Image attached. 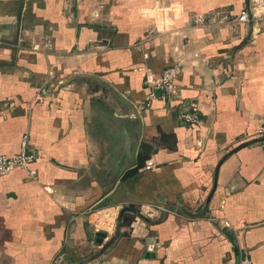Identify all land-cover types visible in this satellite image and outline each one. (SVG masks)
Instances as JSON below:
<instances>
[{
    "label": "crops",
    "instance_id": "0c3cea01",
    "mask_svg": "<svg viewBox=\"0 0 264 264\" xmlns=\"http://www.w3.org/2000/svg\"><path fill=\"white\" fill-rule=\"evenodd\" d=\"M263 119L264 0H0V264H264Z\"/></svg>",
    "mask_w": 264,
    "mask_h": 264
},
{
    "label": "built area",
    "instance_id": "2783aa9c",
    "mask_svg": "<svg viewBox=\"0 0 264 264\" xmlns=\"http://www.w3.org/2000/svg\"><path fill=\"white\" fill-rule=\"evenodd\" d=\"M247 18V12L243 11L238 20L240 22H245L247 21ZM177 74L178 67L169 66L158 75L148 76L145 80L146 87L152 94H157L162 99H165L172 91ZM191 107L193 106H190L189 109L181 115V118L186 123L196 124L198 122V116L195 109L192 110ZM260 136L264 137V119L260 129ZM33 159L34 155L28 152L26 143L23 141L17 156H0V177L6 176L11 171L16 169H28V166L32 163ZM151 166L152 162H147L146 168L149 169ZM238 253L239 255L236 264H252L250 258L244 251H239Z\"/></svg>",
    "mask_w": 264,
    "mask_h": 264
},
{
    "label": "water",
    "instance_id": "95a60500",
    "mask_svg": "<svg viewBox=\"0 0 264 264\" xmlns=\"http://www.w3.org/2000/svg\"><path fill=\"white\" fill-rule=\"evenodd\" d=\"M253 143H260V144H262V151H263V153H264V137L257 138V139H254V140H252V141L242 143V144H240L238 147H236L233 151H231L230 153H233V152H235V151H237V150H239V149H241V148H243V147H245V146H247V145H249V144H253ZM221 161H222V160H221ZM217 170H218V168L215 169V172H214V182H213V185H212L211 191L209 192V194H208V196H207V198H206V200H205L204 208H203V211H202L201 215H204V214H205V212H206V210H207V207H208V204H209V201H210V199H211V197H212V195H213V193H214V191H215V189H216V175H217ZM126 210H127V209L124 208V209H122V210L120 211V213H119V218H118L119 221H118V223H117V227L120 226V217L122 216V214H123ZM98 234L101 235V237H104V236H105V234H104V233H101V232L98 233ZM98 242H100V240H99ZM100 254H101V253H100ZM100 254H97V256L100 255ZM145 257H148V255L146 254Z\"/></svg>",
    "mask_w": 264,
    "mask_h": 264
},
{
    "label": "trees",
    "instance_id": "16d2710c",
    "mask_svg": "<svg viewBox=\"0 0 264 264\" xmlns=\"http://www.w3.org/2000/svg\"><path fill=\"white\" fill-rule=\"evenodd\" d=\"M143 152H146V153H145L146 156H142ZM149 154H150V149H149V147H147V146H142V147L140 148V151H139V154H138V163H137V165H136L134 168L128 170V171L124 174V176H123L122 179L125 180V179H128V178H131V177L135 176V175L138 173V170L141 169V168L143 167V163H144V161L149 157ZM141 156H142V159L139 160V158H141ZM129 208L131 209L132 206H130ZM132 209H133V208H132ZM130 211H131L132 213L134 212V211H132V210H130ZM133 220H134L133 216H131V215H127V216H125V215H124V217L122 218V220H121V222H120V225H121V224H122L123 226L130 225V224L132 223Z\"/></svg>",
    "mask_w": 264,
    "mask_h": 264
}]
</instances>
